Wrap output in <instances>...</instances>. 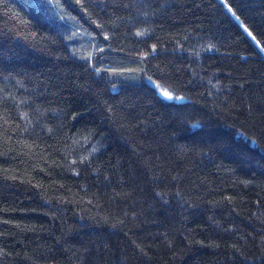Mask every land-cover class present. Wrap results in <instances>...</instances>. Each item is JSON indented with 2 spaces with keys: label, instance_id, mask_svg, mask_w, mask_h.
<instances>
[{
  "label": "trees",
  "instance_id": "16d2710c",
  "mask_svg": "<svg viewBox=\"0 0 264 264\" xmlns=\"http://www.w3.org/2000/svg\"><path fill=\"white\" fill-rule=\"evenodd\" d=\"M0 264H264V0H0Z\"/></svg>",
  "mask_w": 264,
  "mask_h": 264
},
{
  "label": "snow or ice",
  "instance_id": "6c2138e0",
  "mask_svg": "<svg viewBox=\"0 0 264 264\" xmlns=\"http://www.w3.org/2000/svg\"><path fill=\"white\" fill-rule=\"evenodd\" d=\"M162 95L164 97H167L169 100L173 99V96L166 90L162 92ZM175 99L181 100L182 98L181 97H175Z\"/></svg>",
  "mask_w": 264,
  "mask_h": 264
},
{
  "label": "rangeland",
  "instance_id": "374dc122",
  "mask_svg": "<svg viewBox=\"0 0 264 264\" xmlns=\"http://www.w3.org/2000/svg\"><path fill=\"white\" fill-rule=\"evenodd\" d=\"M160 94H161V96H162L163 98L169 100L167 97H164V96L162 95V92H160ZM171 100H173V99H171Z\"/></svg>",
  "mask_w": 264,
  "mask_h": 264
}]
</instances>
